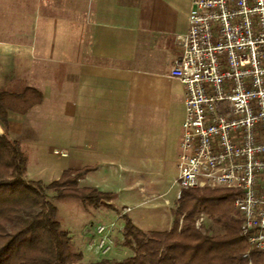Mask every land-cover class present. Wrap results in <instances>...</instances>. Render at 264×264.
<instances>
[{
	"label": "crops",
	"instance_id": "1",
	"mask_svg": "<svg viewBox=\"0 0 264 264\" xmlns=\"http://www.w3.org/2000/svg\"><path fill=\"white\" fill-rule=\"evenodd\" d=\"M191 1L0 0V93L41 95L0 133L20 143L33 181L120 153L140 165L161 154L177 177L185 87L166 45L188 30Z\"/></svg>",
	"mask_w": 264,
	"mask_h": 264
},
{
	"label": "built area",
	"instance_id": "2",
	"mask_svg": "<svg viewBox=\"0 0 264 264\" xmlns=\"http://www.w3.org/2000/svg\"><path fill=\"white\" fill-rule=\"evenodd\" d=\"M188 22L166 45L178 53L170 77L185 87L176 202L190 189L235 191L251 264V252L264 251V0H192ZM113 208L115 219L94 226L101 247L130 211Z\"/></svg>",
	"mask_w": 264,
	"mask_h": 264
},
{
	"label": "trees",
	"instance_id": "3",
	"mask_svg": "<svg viewBox=\"0 0 264 264\" xmlns=\"http://www.w3.org/2000/svg\"><path fill=\"white\" fill-rule=\"evenodd\" d=\"M40 102L35 90L23 95L0 93V122L6 124L9 112L25 114ZM26 171L20 143L0 133V264H83L84 253L59 220L56 202L74 200L94 212L113 195L80 185L94 171L92 167L67 170L49 184L27 180ZM235 195L227 189L184 191L172 227L166 231L145 232L126 217L125 245L135 256L112 264H249L243 258L249 246L241 235ZM200 213L222 232L207 234L198 229L195 219ZM251 262L264 264V251L251 252Z\"/></svg>",
	"mask_w": 264,
	"mask_h": 264
},
{
	"label": "rangeland",
	"instance_id": "4",
	"mask_svg": "<svg viewBox=\"0 0 264 264\" xmlns=\"http://www.w3.org/2000/svg\"><path fill=\"white\" fill-rule=\"evenodd\" d=\"M154 153L155 150L152 151L153 157ZM160 156L161 154L157 155V159L149 158L147 155L145 156L147 159L140 158V162L144 165L137 164L136 160H122L121 153L94 163L95 171L81 180L80 185L95 187L113 195L111 201H107L102 206L103 209L100 208L101 210L98 206L94 212L87 211L74 200L56 202L59 220L64 228L71 231L76 247L84 253L83 264H112L134 257L132 253L135 252L127 246L125 249L131 252L127 257H122L115 251L121 247L119 241L124 235L125 217L116 218L115 229L110 234V243L101 247L100 233L94 226L100 222L110 223L109 218L115 219L112 213L114 206H117L119 211L128 208L130 211L126 217L145 232L171 229L180 203V201L176 202V190L173 188L176 180V164L171 162V166H161L162 163H168L170 160H159ZM25 177L33 181L28 171ZM201 217L204 220L198 224ZM180 222L182 224L183 217L180 218ZM195 225L207 234L222 232L221 228L204 213L196 216ZM93 239L96 240L95 245Z\"/></svg>",
	"mask_w": 264,
	"mask_h": 264
},
{
	"label": "bare ground",
	"instance_id": "5",
	"mask_svg": "<svg viewBox=\"0 0 264 264\" xmlns=\"http://www.w3.org/2000/svg\"><path fill=\"white\" fill-rule=\"evenodd\" d=\"M119 255H121L122 257H127V255L131 252H129L127 249L123 248V247H118L116 250H115ZM120 256V257H121Z\"/></svg>",
	"mask_w": 264,
	"mask_h": 264
}]
</instances>
